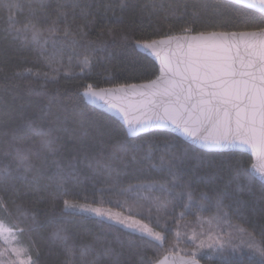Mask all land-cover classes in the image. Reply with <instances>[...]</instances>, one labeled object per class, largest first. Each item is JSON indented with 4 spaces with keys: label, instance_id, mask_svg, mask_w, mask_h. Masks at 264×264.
Returning a JSON list of instances; mask_svg holds the SVG:
<instances>
[{
    "label": "snow or ice",
    "instance_id": "obj_1",
    "mask_svg": "<svg viewBox=\"0 0 264 264\" xmlns=\"http://www.w3.org/2000/svg\"><path fill=\"white\" fill-rule=\"evenodd\" d=\"M237 4H247L249 8L258 9L259 15L252 13L243 17V23L255 26L254 31L243 32H200L196 35L174 36L165 34L159 39L150 37H137L134 29L115 32L108 30L109 36H119L125 43L134 45V50H139L146 55L154 56L160 64V75L144 83H123L111 88H97L88 83L78 86L77 97L84 105L96 104L98 100H105L108 108L116 110L121 117L127 132L122 140L111 145L109 156L111 159L124 160L129 155L135 162H145L146 168L140 172L158 171L166 173L164 183L129 184L117 193L124 197L122 207L124 212H114L112 209L92 207L86 204H76L64 200L66 214L79 212L92 213L101 221H109L113 225L121 226L132 232V239L128 241V248L135 250L140 257L138 261L129 264H148L143 251L146 249L159 250L164 247L167 235L174 234L171 251L176 247L185 245L184 254L172 264H201L200 255L205 249L218 256L224 264H264V224L260 225V242L256 241L255 231H248L233 225L230 217L234 213L231 205L225 204L228 189L235 184L237 189L251 188L259 182L260 200L264 204V0H235ZM0 6L9 10L22 8L20 4L11 3L10 0H0ZM95 6L103 7L105 15L109 11L113 16L119 9L120 19L126 15H147L149 19L164 8L160 0H150L149 3L138 4L135 0H108L107 3L83 2L72 0L70 4L58 3L52 7L46 0H35V5H28L30 14L36 16L37 12L43 15L45 22L28 20L22 26L9 18L5 31L13 39H21L26 44L36 45L40 48V55L44 57L47 71L39 69H25L13 74L14 80H27L29 76L43 79L45 90L32 87L28 82L26 93L30 97L39 98V103L44 105L41 117L56 108L57 119L60 115L65 118L75 112L79 105L72 99L71 94L65 90L61 96L59 91L46 90L48 82H58L61 67H63V50L57 49L56 44L71 40L72 44L87 41L85 27L91 23L88 19L92 15L90 9ZM223 5L211 3L210 0H200L192 4L194 9L188 24L194 25L203 16L209 15V9L214 14ZM171 11L179 8L187 9L189 5H169ZM79 9V16L85 21L84 25L73 27L68 22L69 12ZM75 18V16H73ZM63 25V28H61ZM183 31L190 33L193 28L185 26ZM51 40L53 48L47 54L46 45ZM44 41L41 44V41ZM91 45L103 49L104 41H87L83 45L85 52L76 53V59L81 72L91 68L92 55L87 51ZM72 56H69V67ZM59 65V66H57ZM66 75L69 72H65ZM8 91V85H3ZM108 97L118 99L119 104L111 103ZM135 98V103H125ZM17 110L4 111V115L11 117ZM23 118V107L18 110ZM80 115L83 116L81 110ZM80 133L87 135L86 124L81 121ZM149 130H158L155 135L157 140L148 141V151H142L141 145L131 144L127 137L139 138ZM20 135L13 136L19 140L20 146L15 148L13 161L0 168V173H7L11 163L22 166L25 171L34 167L32 150L23 145V140L28 136L38 137L36 144L40 152L56 155L60 151L61 137L52 127L37 125L32 119L25 121V126L18 130ZM163 141L161 144L159 140ZM173 149H176L175 151ZM248 150L255 157L256 162L250 167L245 166L244 156ZM219 154L227 158L216 165H210V175L216 177L223 186L218 187L213 195L207 193L194 197L191 191L174 192L173 189L181 187L178 183L180 172L187 165L192 154L197 159H203L210 154ZM158 154L159 163L154 159ZM39 156V152L35 153ZM89 168H99L100 160H89L84 157ZM80 160H69L66 165L59 166L52 177V181L59 187L70 180L78 179V165ZM105 167H110L104 165ZM171 177V182H167ZM0 178V188L8 191L9 187L20 195L14 185H5ZM246 183L241 184V180ZM118 181V176H117ZM190 188V184L183 185ZM52 195V199L57 197ZM183 204L185 211L175 215V209ZM19 209V205H17ZM0 209L7 211V202L0 197ZM171 209V212H170ZM201 210L210 211L208 217L201 215ZM148 213L150 223H144L143 217L137 218L136 214ZM195 211V221L189 222L186 216ZM264 214V207L260 209ZM155 214V226L151 221ZM169 220L175 224V229L169 227ZM63 229L52 233V240L66 241L68 237L62 235ZM119 232V228L113 227ZM94 247V242H82L79 247V260L75 248H64L65 259L63 264H87L86 257ZM106 254L118 255L111 249ZM239 255L240 259H231ZM211 259V255L208 257ZM35 264V262H33ZM113 264H121L117 259ZM154 264H168V256Z\"/></svg>",
    "mask_w": 264,
    "mask_h": 264
},
{
    "label": "trees",
    "instance_id": "obj_2",
    "mask_svg": "<svg viewBox=\"0 0 264 264\" xmlns=\"http://www.w3.org/2000/svg\"><path fill=\"white\" fill-rule=\"evenodd\" d=\"M11 3L20 4L22 8L7 9L0 6V168L13 161L15 148L20 146L19 140H13V136H19V129L25 126V121L32 119L37 125L43 124L52 127L61 137L60 151L56 155L40 152L36 141L38 137L28 136L23 140V145L32 150V159L34 167L25 171L22 166L11 163V168L7 173H0V178L4 179L5 185H14L19 190L20 195L9 187L8 191L0 188V197L7 202V211L0 209V223L7 228L18 233L19 244L24 247L31 259V264H63L65 259L64 248H75L77 251V260H79V247L82 242H94V247L86 257L87 264H113L114 260H119L121 264H129L130 261H138L140 257L135 254V250L128 248V241L132 239V232L120 228L107 221H101L97 217L89 216L76 212L75 214H66L64 210V200L68 199L74 203L89 204L93 206H104L125 212L122 207L123 196L117 193L121 188H127L129 184L140 183H164L166 173L158 171L140 172L141 168H146L145 162H135L129 155L124 160L111 159L109 153L111 145L118 140L124 139L126 131L123 125L114 117L88 105H84L77 97L78 86H86L88 83L97 88H111L123 83H144L147 80L155 79L159 74V67L154 60L148 56L134 50V45L125 43L119 36H109L108 30L115 32L133 28L134 35L137 37H150L159 39L165 34L181 36L194 35L200 32H243L254 31L255 26L245 25L243 17L252 13L259 15L250 9L244 8L227 0H210L211 3H220V7L214 14L209 9L210 14L203 16L194 25L188 24L191 18L193 8L192 4L199 3L200 0H160L164 8L158 10L151 19L147 15H126L120 19L119 9L113 16L109 11L107 16L103 7L93 6L89 16L91 23L87 24V41H104L103 49L91 45L87 51L92 55L91 68H85L81 72L76 59V53H84V44L87 41H80L74 45L71 40L56 44L57 49L63 50V67H61L58 82H48L46 90L49 92L59 91L63 96L67 90L73 100L79 105L75 112H71L67 118L60 115L57 119L56 108L41 117V109L44 108L39 103V98L30 97L26 93L28 82L32 81V87L37 90H45L43 79L29 76L27 80H14L13 74L17 71L23 72L25 69L33 71L39 69L41 72L47 71L44 57L40 55V48L36 45L26 44L21 39H13L5 29L8 27L9 18L16 22L17 26H22L28 20H39L44 23V17L37 12L36 16L30 14L28 5H35V0H10ZM52 7L58 3L70 4L72 0H46ZM83 2L107 3L108 0H83ZM138 4L149 3L150 0H135ZM189 7L179 8L171 11L169 5H184ZM68 22L75 27L84 25L85 21L79 16V9L73 13L69 8ZM75 16V18H73ZM193 28L190 33L183 31L185 26ZM63 28V25H61ZM44 41H41L43 44ZM47 54L52 52V42L49 39L47 45ZM69 56H72V63L69 67ZM59 66V65H57ZM69 72L68 75L65 72ZM8 85V91H5L3 85ZM23 107V118L18 111ZM17 110L9 117L4 115V111ZM81 110L83 116L80 115ZM47 112V109L44 108ZM83 121L88 129L87 135L80 133L79 125ZM157 131H151L140 135L139 138L127 137L131 144L141 145L142 151H148V141L157 140L155 135ZM162 144V139L159 140ZM174 151L176 149H173ZM39 152V156L35 153ZM87 156L89 160H100L102 162L99 168H89L84 160ZM226 156L219 154H210L203 159H197L192 154L187 165L182 169L178 183L181 187L174 188V192L191 191L194 197H199L202 193L213 195L218 187L223 186L219 180L210 175L212 168L210 165H216ZM80 160L78 165V179L70 180L59 187L53 183L52 177L58 171V165H66L69 160ZM245 166L250 167L252 159L245 154ZM159 163L158 154L154 159ZM108 165L110 167H105ZM118 176V181H117ZM167 182H171V177H167ZM190 184V188H184L183 185ZM246 183L243 179L241 184ZM55 194L56 199H52ZM226 205H231L235 210L230 217V222L240 228L248 231H255L256 241L260 242L259 228L264 224V214L261 213V207L264 204L260 200V187L257 181L255 185L248 190L237 189L233 184L227 191L225 199ZM19 205V209L17 208ZM185 211L181 203L175 209V215ZM171 212V209H170ZM126 213V212H125ZM212 214L210 211L201 210L203 217ZM138 218L143 217L145 223H150L148 213L145 211L136 214ZM189 222L195 221V211L186 216ZM155 226V214L151 221ZM113 227L119 228V232L113 231ZM169 227L175 229V224L169 220ZM57 229H63L62 235H66V241H53L52 233ZM174 234L170 232L167 235L164 247L155 249H146L143 251L145 260L148 264H154L166 255L173 253L184 254L185 245L176 247V251L170 249L173 246ZM111 249L118 255L106 254V250ZM231 259H240L239 255L231 256ZM202 264H224L218 256L213 255L211 259H201Z\"/></svg>",
    "mask_w": 264,
    "mask_h": 264
},
{
    "label": "rangeland",
    "instance_id": "obj_3",
    "mask_svg": "<svg viewBox=\"0 0 264 264\" xmlns=\"http://www.w3.org/2000/svg\"><path fill=\"white\" fill-rule=\"evenodd\" d=\"M76 204L79 205L82 203H76ZM86 205H89V204H86ZM89 206L98 207V206H93V205H89ZM99 207H103L106 210L109 209L108 207H104V206H99ZM110 209H112V208H110ZM112 210L114 212H120V211H117L115 209H112ZM77 212H79V211L77 210ZM79 213L96 217L92 213H85V212H79ZM124 214L127 215V213H125V212H124ZM107 222H109V221H107ZM109 223H111V222H109ZM116 226H118V225H116ZM118 227L122 228L121 226H118ZM123 229H125V228H123ZM125 230H128L131 232V230H129V229H125ZM169 255H183V254L173 253V254H169ZM169 255H166V256H169ZM209 255H211V257L213 256V254H211L209 252V250L205 249L204 252L200 255L199 259L200 260L206 259L209 257ZM0 264H31V259L28 255L27 250L19 244L18 233L14 230L7 228L2 223H0ZM201 264H202V262H201Z\"/></svg>",
    "mask_w": 264,
    "mask_h": 264
},
{
    "label": "water",
    "instance_id": "obj_4",
    "mask_svg": "<svg viewBox=\"0 0 264 264\" xmlns=\"http://www.w3.org/2000/svg\"><path fill=\"white\" fill-rule=\"evenodd\" d=\"M227 1H230V2L235 3V0H227ZM235 4H237V3H235ZM237 5H240V6L244 7V8H247V9H250V10H252L254 12L259 13L258 9L249 8L247 4H237ZM194 35H196V34H194ZM140 53L146 55L143 52H140ZM146 56H148L149 58H151L152 60H154L156 62V64L158 65V67H159V74H158V76H159L160 75V64H159V62L157 61V59L154 56H151V55H146ZM107 100L109 102H111V103H114V104L121 103L120 100L113 99L111 97H108ZM129 102L130 103H135V98H131L130 101H127L125 103H129ZM89 105L92 106V107H94V108H96V109H98V110H100V111H102V112H104V113H106V114H108V115H110V116H112V117H114L115 119H117L123 125L125 131L127 132L126 126L123 124V121H122L121 117L119 116V114L116 113V110L115 109H112L110 111L109 108H108V103L105 100H98L96 104H89ZM151 131H158V130H149V132H151ZM141 135H143V134H141ZM130 138H136V137L135 136H132ZM246 154L251 157L252 163H255L256 162L255 157L251 155V150H248L246 152ZM179 256L180 255H169L168 256V264H172L173 261H177L178 258H179ZM163 259L164 258H162L161 260H163Z\"/></svg>",
    "mask_w": 264,
    "mask_h": 264
}]
</instances>
